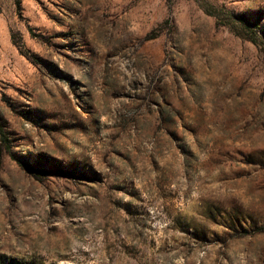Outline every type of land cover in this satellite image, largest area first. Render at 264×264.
I'll return each instance as SVG.
<instances>
[{
    "label": "rangeland",
    "instance_id": "obj_1",
    "mask_svg": "<svg viewBox=\"0 0 264 264\" xmlns=\"http://www.w3.org/2000/svg\"><path fill=\"white\" fill-rule=\"evenodd\" d=\"M230 13L264 28V0H0V264H264V55Z\"/></svg>",
    "mask_w": 264,
    "mask_h": 264
},
{
    "label": "trees",
    "instance_id": "obj_2",
    "mask_svg": "<svg viewBox=\"0 0 264 264\" xmlns=\"http://www.w3.org/2000/svg\"><path fill=\"white\" fill-rule=\"evenodd\" d=\"M207 11H209V13L215 15L217 18H220V13H216L214 11L208 10V8H206ZM229 12H226V14H228ZM231 18V28L233 29V31L243 37H246L247 39H249L251 42H253L257 47H259L261 49V51L263 52L264 55V28L260 27V25L258 24V22H254V29H250L249 25L246 24V18L244 16H236L233 15L232 13H230ZM0 133L2 136L3 141H7L8 138L6 137V135L4 134V130L3 128H0Z\"/></svg>",
    "mask_w": 264,
    "mask_h": 264
}]
</instances>
